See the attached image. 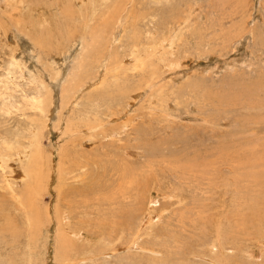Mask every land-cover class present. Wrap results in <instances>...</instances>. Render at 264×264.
I'll return each instance as SVG.
<instances>
[{"label":"rangeland","instance_id":"obj_1","mask_svg":"<svg viewBox=\"0 0 264 264\" xmlns=\"http://www.w3.org/2000/svg\"><path fill=\"white\" fill-rule=\"evenodd\" d=\"M61 263L264 264V0H0V264Z\"/></svg>","mask_w":264,"mask_h":264},{"label":"bare ground","instance_id":"obj_2","mask_svg":"<svg viewBox=\"0 0 264 264\" xmlns=\"http://www.w3.org/2000/svg\"><path fill=\"white\" fill-rule=\"evenodd\" d=\"M67 239H66V237L63 236V239L60 238L58 240L59 245L62 246L61 248H59V252H58L59 253V255H58L59 258L62 259L61 261H63V258L69 260V258H70L69 256L71 255L70 253H71L72 247H74V244L70 240L67 241ZM65 263H66V261H65Z\"/></svg>","mask_w":264,"mask_h":264}]
</instances>
